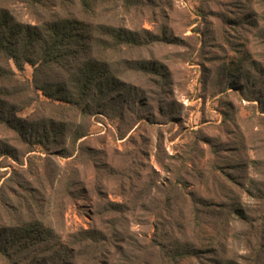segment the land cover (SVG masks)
<instances>
[{"label": "rangeland", "instance_id": "obj_1", "mask_svg": "<svg viewBox=\"0 0 264 264\" xmlns=\"http://www.w3.org/2000/svg\"><path fill=\"white\" fill-rule=\"evenodd\" d=\"M133 1L92 19L135 43L86 115L0 60L26 137L0 122V237L29 213L54 232L0 264H264V0Z\"/></svg>", "mask_w": 264, "mask_h": 264}, {"label": "trees", "instance_id": "obj_2", "mask_svg": "<svg viewBox=\"0 0 264 264\" xmlns=\"http://www.w3.org/2000/svg\"><path fill=\"white\" fill-rule=\"evenodd\" d=\"M13 1L0 0V60L7 64L12 61L19 69L25 63L33 66L35 87L51 100L70 103L80 114H88L91 106L110 97L115 79L108 57L116 47L135 40L122 27L92 19L99 15V9L119 0H24L31 22H24L10 10ZM120 1L127 7L134 2ZM6 74V68L0 66V95L8 90ZM0 122L26 138L19 124L11 125L1 113ZM48 128L34 139L48 140ZM27 218L10 225L8 233L0 237V257L9 259L32 248L40 251L49 246L53 228L31 213ZM185 255L186 251H178L173 257Z\"/></svg>", "mask_w": 264, "mask_h": 264}]
</instances>
